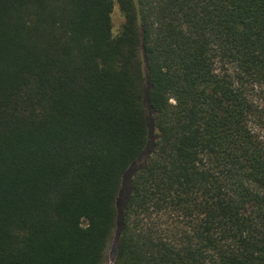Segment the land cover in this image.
Masks as SVG:
<instances>
[{"label":"trees","instance_id":"16d2710c","mask_svg":"<svg viewBox=\"0 0 264 264\" xmlns=\"http://www.w3.org/2000/svg\"><path fill=\"white\" fill-rule=\"evenodd\" d=\"M112 252L264 264V0H0V264Z\"/></svg>","mask_w":264,"mask_h":264},{"label":"rangeland","instance_id":"374dc122","mask_svg":"<svg viewBox=\"0 0 264 264\" xmlns=\"http://www.w3.org/2000/svg\"><path fill=\"white\" fill-rule=\"evenodd\" d=\"M111 21H112L113 35H117L119 33L122 25H123V22H124L123 16H122L121 12L119 11L117 4H115L113 7L112 14H111ZM112 258H114V252H112L110 254L108 264H112V261H111Z\"/></svg>","mask_w":264,"mask_h":264},{"label":"water","instance_id":"95a60500","mask_svg":"<svg viewBox=\"0 0 264 264\" xmlns=\"http://www.w3.org/2000/svg\"><path fill=\"white\" fill-rule=\"evenodd\" d=\"M115 241L117 242V237H116V240H115ZM113 260H114V259L112 258V260H111V261H112V264H113Z\"/></svg>","mask_w":264,"mask_h":264}]
</instances>
